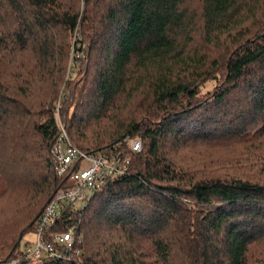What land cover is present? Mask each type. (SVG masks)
I'll list each match as a JSON object with an SVG mask.
<instances>
[{"label":"trees","instance_id":"1","mask_svg":"<svg viewBox=\"0 0 264 264\" xmlns=\"http://www.w3.org/2000/svg\"><path fill=\"white\" fill-rule=\"evenodd\" d=\"M197 2L200 12L191 0H0V201L12 197L22 216L0 227V263L78 264L21 248L59 184L51 148L62 95L74 145L143 143L136 153L124 144L128 173L52 228L75 225L83 264H264V178L216 173L203 147L199 161L186 157L253 130L244 146L262 152L264 0ZM78 29L87 73L72 82L68 36Z\"/></svg>","mask_w":264,"mask_h":264},{"label":"built area","instance_id":"2","mask_svg":"<svg viewBox=\"0 0 264 264\" xmlns=\"http://www.w3.org/2000/svg\"><path fill=\"white\" fill-rule=\"evenodd\" d=\"M60 103L55 107L60 133L51 148L59 184L53 189V196L36 222V239L33 246L26 248V257L53 256L69 259L70 252L76 251V227L72 223L67 230H52L53 226L66 211L85 207L109 180L128 173L130 156L123 150L124 144L135 153L143 148L142 139L138 136L126 137L113 146L95 151L74 145L65 129ZM17 262L18 260L13 259L9 264Z\"/></svg>","mask_w":264,"mask_h":264},{"label":"rangeland","instance_id":"3","mask_svg":"<svg viewBox=\"0 0 264 264\" xmlns=\"http://www.w3.org/2000/svg\"><path fill=\"white\" fill-rule=\"evenodd\" d=\"M191 3L192 5L190 6L193 10H197L199 12L201 11L202 9L201 3L197 2V0H191ZM199 12H198V15H199ZM68 37H70V46H68L67 48L68 60H67V65H66L65 77H68L69 79L72 80V82H74L78 79L81 80L87 73V70L84 69L85 61H86L87 44L84 42V37L80 34L79 29L77 31L70 32ZM78 43L80 45H78ZM73 46L74 48L82 47V50L81 51L77 50L79 53L76 55V51L74 50ZM213 83H214V80L207 81L205 83V88L211 89L213 87ZM68 88H70V86L67 84V82H65L60 89V93L62 92V90H65V93H66V91H68ZM56 102L57 103L61 102L62 104V95H58ZM133 111L140 113L141 109L139 110V108H134ZM125 114H127V110ZM122 116H124V114H122ZM62 118L64 119V116H62ZM253 131L256 134L257 133L260 134V130H253ZM255 133H249L248 136L242 137L239 141L240 143L238 142L237 144H234L232 146H224V147H220L221 142L222 143L224 142L225 144H227L228 140L227 138L225 139L224 137H219L217 138V142L219 145L216 147L215 146H201L195 149L192 148L190 151H187V154H186L187 160L190 161V159L195 158V162L199 161V157H200L199 149L203 147L205 148V150H207L208 153L211 154L208 160L207 166L209 169L214 170L216 173L220 174V173L228 172L232 174L233 172H235L234 170L240 171V172L245 171L248 177L261 178L262 180L264 178V146L258 147L259 149L262 150V152H260V150L256 151L257 148L251 149V147L244 146V145H247L245 143L246 140L253 139V137L251 136L252 134L255 135ZM234 154H239L241 156L240 162H237L236 160L235 162L234 160L231 159V156H233ZM212 161L213 163L211 166L210 163ZM52 191L53 190H51L48 196L49 197L48 201L53 196ZM14 203H13V198L8 197V196L0 201V227H3V226L7 227L8 223L15 224L16 222L20 224V220L22 216L20 215L21 213L14 212V206H13ZM22 222H23V218H22ZM28 224L29 222L26 221L22 224V227H25ZM20 227L21 225L20 226L15 225L14 229H20ZM76 232L77 230H75L76 239H75V244H74V248L76 251L75 253L72 254L73 256L70 258H73L75 261L78 262V264H83L79 257V254L84 252V250H82V248H79L77 246L78 242L81 241V237L77 238L78 235ZM35 239H36L35 229L28 231L21 240V248L23 249L26 245L33 246ZM0 264H9V261L5 263L3 262Z\"/></svg>","mask_w":264,"mask_h":264}]
</instances>
